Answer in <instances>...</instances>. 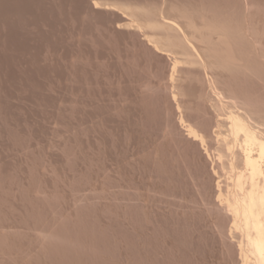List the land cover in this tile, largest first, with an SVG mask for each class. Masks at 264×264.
<instances>
[{
    "label": "rangeland",
    "instance_id": "obj_1",
    "mask_svg": "<svg viewBox=\"0 0 264 264\" xmlns=\"http://www.w3.org/2000/svg\"><path fill=\"white\" fill-rule=\"evenodd\" d=\"M234 113L264 0H0V264H254Z\"/></svg>",
    "mask_w": 264,
    "mask_h": 264
},
{
    "label": "bare ground",
    "instance_id": "obj_2",
    "mask_svg": "<svg viewBox=\"0 0 264 264\" xmlns=\"http://www.w3.org/2000/svg\"><path fill=\"white\" fill-rule=\"evenodd\" d=\"M166 23L176 25L172 20H166ZM228 122L232 135L241 138L239 149L243 170L235 175L229 198L221 206L228 215L244 223L249 248L255 255L254 264H264V124L257 121H254L256 125L252 124L253 121L242 120L236 114H232ZM182 123H186L183 118ZM185 127L190 136H198L191 126Z\"/></svg>",
    "mask_w": 264,
    "mask_h": 264
}]
</instances>
